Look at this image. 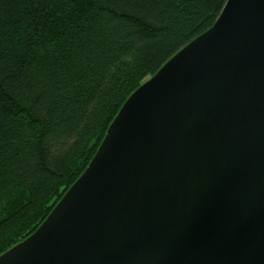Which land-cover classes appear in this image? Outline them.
<instances>
[{
	"label": "water",
	"instance_id": "95a60500",
	"mask_svg": "<svg viewBox=\"0 0 264 264\" xmlns=\"http://www.w3.org/2000/svg\"><path fill=\"white\" fill-rule=\"evenodd\" d=\"M0 264H264V0H227L144 82Z\"/></svg>",
	"mask_w": 264,
	"mask_h": 264
},
{
	"label": "trees",
	"instance_id": "16d2710c",
	"mask_svg": "<svg viewBox=\"0 0 264 264\" xmlns=\"http://www.w3.org/2000/svg\"><path fill=\"white\" fill-rule=\"evenodd\" d=\"M227 0H0V255L84 173L127 99Z\"/></svg>",
	"mask_w": 264,
	"mask_h": 264
}]
</instances>
